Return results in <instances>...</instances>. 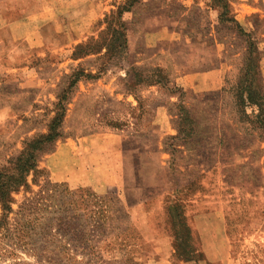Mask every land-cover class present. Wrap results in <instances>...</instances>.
Wrapping results in <instances>:
<instances>
[{
	"label": "rangeland",
	"instance_id": "rangeland-1",
	"mask_svg": "<svg viewBox=\"0 0 264 264\" xmlns=\"http://www.w3.org/2000/svg\"><path fill=\"white\" fill-rule=\"evenodd\" d=\"M0 187V264H264V0H0Z\"/></svg>",
	"mask_w": 264,
	"mask_h": 264
},
{
	"label": "crops",
	"instance_id": "crops-1",
	"mask_svg": "<svg viewBox=\"0 0 264 264\" xmlns=\"http://www.w3.org/2000/svg\"><path fill=\"white\" fill-rule=\"evenodd\" d=\"M162 150L158 149V156L161 155ZM158 216L160 217L158 220V243L161 244L163 241L168 242V244L171 245V249L173 250L172 252L168 254H166L165 256H163L160 251L158 250V264H175L174 263V259H173V243H174V237L172 235L171 232L167 231V229L161 225V223L163 224L164 221L166 222V227H167V221H168V214H167V210L166 208L164 209V207L159 206L158 207ZM207 259H211V257L208 255V253H206ZM177 262V264H192L189 261H184V260H180V259H176L175 260ZM194 264H196L194 262Z\"/></svg>",
	"mask_w": 264,
	"mask_h": 264
},
{
	"label": "trees",
	"instance_id": "trees-1",
	"mask_svg": "<svg viewBox=\"0 0 264 264\" xmlns=\"http://www.w3.org/2000/svg\"><path fill=\"white\" fill-rule=\"evenodd\" d=\"M248 101L251 103V102H253V97L252 96H248ZM55 137V135L53 134V133H50L49 135H48V139H52V138H54ZM4 197H5V190H3L1 187H0V201H2V203H3V199H4ZM166 210H167V214H168V216L170 217V227H171V231H172V235H173V237H174V241H176V243H177V245L178 246H181V244L182 243H184L183 241H184V237L182 236L183 234H181V232L179 231V230H176V231H174V229L175 228H173V225L174 224H172L171 222H173V216H172V214H174L175 216H176V218H177V220H178V225H180L182 228H183V231H182V233H185L186 234V232H187V234H188V232L190 231V226L188 225V222L186 221V218H185V215H184V213L182 214V212H178V214L176 213V211H174L173 210V213L171 214L170 213V209H167L166 208ZM167 224H168V221H167ZM176 226V225H175ZM186 234V235H187ZM181 240V239H183L182 240V242L180 241V242H178V240ZM192 251V250H191ZM189 252H190V250H189ZM193 252V251H192ZM180 255V254H179ZM181 256V255H180ZM184 257V256H183ZM193 258L194 257H192V256H187V257H184V258H180V259H183V260H185V261H192L193 260Z\"/></svg>",
	"mask_w": 264,
	"mask_h": 264
}]
</instances>
